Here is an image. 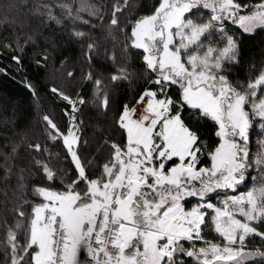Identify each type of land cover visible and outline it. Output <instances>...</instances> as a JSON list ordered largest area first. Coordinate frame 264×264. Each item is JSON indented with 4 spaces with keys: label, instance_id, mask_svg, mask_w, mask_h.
Instances as JSON below:
<instances>
[{
    "label": "snow or ice",
    "instance_id": "1",
    "mask_svg": "<svg viewBox=\"0 0 264 264\" xmlns=\"http://www.w3.org/2000/svg\"><path fill=\"white\" fill-rule=\"evenodd\" d=\"M0 11L15 37L0 47L13 51L35 44L41 26L71 22L93 84L91 101L51 88L66 102V131L45 114L40 135L62 141L63 160L37 139L21 161L5 136L3 264H264V39L259 68L243 40L264 30V0H118L110 10L107 0H7ZM97 30L113 41V65L115 33L124 36L107 84ZM48 59L45 47L37 66Z\"/></svg>",
    "mask_w": 264,
    "mask_h": 264
},
{
    "label": "trees",
    "instance_id": "2",
    "mask_svg": "<svg viewBox=\"0 0 264 264\" xmlns=\"http://www.w3.org/2000/svg\"><path fill=\"white\" fill-rule=\"evenodd\" d=\"M118 0H107L109 10L113 3ZM120 3L123 0H119ZM136 2V0H131ZM145 2V0H141ZM158 2V0H157ZM7 3V0H0V6ZM131 9H129L130 11ZM58 14V13H57ZM127 11L120 16L121 21L127 16ZM0 19H3V13L0 11ZM43 34L36 38L35 44L29 43L24 45L23 39L21 44L23 45V51H13V49H4L0 47V149H3L5 143L9 142L5 140V136L10 141L21 145L19 156L21 161L26 162L27 150L26 144L28 142L35 143L37 139L43 144H48L53 153H60V159H64L65 149L63 148L62 141L51 146L50 142H47L45 138L40 135L44 128V122L42 120L43 115L48 114L53 117L61 129L66 131V125L68 118L64 115L66 108V102L60 100V98L51 92L53 86L58 88L68 89L69 85L74 89L72 95L75 98L76 92L79 91L89 101L92 100L93 84L88 81L82 80L84 73L88 70L87 63L83 59L80 51V42H77L70 37L71 22L65 23L63 26L57 25L55 22H51L48 27L41 26ZM86 30V29H85ZM130 31V30H129ZM239 31V30H237ZM94 35L101 40V47L99 49L101 53V59L104 60V76L105 83H109L107 77L111 75L115 68L121 61L123 55L122 48L124 42V36L120 33H115L117 41L115 43V55L117 58V64L113 65L111 60H107L105 57V49L108 50V55H111L113 50V41L108 38L105 39L106 33L97 30ZM8 37L9 40H15L14 35L8 30L6 26L0 25V41L4 37ZM55 39L57 50L53 51L50 46V41ZM264 39V30H258L254 37H250L247 34L243 36L246 53L250 51L255 55L257 62V68H259V51L260 41ZM83 43H87L85 40ZM15 47V45H14ZM45 47H48L49 59L47 61L48 66H37L36 60L44 54ZM13 55L20 57V62L12 60ZM64 57H68L66 65L61 68V60ZM97 67H100L99 61H97ZM138 62L132 64V68H138ZM68 71H74L75 77L70 79L66 73ZM239 73V78L243 79L245 73L243 67L235 69ZM31 85L29 87L28 85ZM121 98L125 99L124 86L121 85ZM35 92V95L33 94ZM95 106L88 104L85 106V117L94 116ZM211 130V123H209L206 131ZM84 136L93 145L95 141L99 139L98 136H94V130L91 125L86 127ZM256 139L257 134L254 131L252 133V151H256ZM95 147L92 151H84L81 155L84 156L85 161L92 159ZM107 152V149H105ZM35 155V153H33ZM102 162V161H101ZM55 167V161H53ZM66 167H71L70 164H66ZM35 171V170H33ZM251 171V170H250ZM251 175H256L252 172ZM2 176V171H0ZM249 183L242 185L241 190L247 189L251 186V176L248 177ZM35 181H29V188ZM12 185L15 184V177L11 181ZM3 184L0 183V188ZM3 194L0 193V200H3ZM39 202V201H37ZM11 221V216L9 217ZM4 231L0 229V240H3ZM3 248L0 246V264H3Z\"/></svg>",
    "mask_w": 264,
    "mask_h": 264
},
{
    "label": "rangeland",
    "instance_id": "3",
    "mask_svg": "<svg viewBox=\"0 0 264 264\" xmlns=\"http://www.w3.org/2000/svg\"><path fill=\"white\" fill-rule=\"evenodd\" d=\"M246 190V189H245ZM245 190H241V191H245ZM230 194H232V193H230ZM238 194V193H237Z\"/></svg>",
    "mask_w": 264,
    "mask_h": 264
},
{
    "label": "built area",
    "instance_id": "4",
    "mask_svg": "<svg viewBox=\"0 0 264 264\" xmlns=\"http://www.w3.org/2000/svg\"><path fill=\"white\" fill-rule=\"evenodd\" d=\"M83 258V257H82Z\"/></svg>",
    "mask_w": 264,
    "mask_h": 264
}]
</instances>
